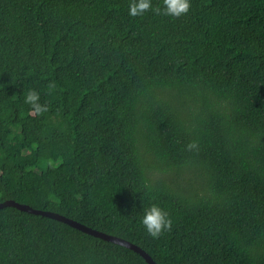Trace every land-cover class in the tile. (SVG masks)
I'll return each mask as SVG.
<instances>
[{
  "label": "trees",
  "instance_id": "16d2710c",
  "mask_svg": "<svg viewBox=\"0 0 264 264\" xmlns=\"http://www.w3.org/2000/svg\"><path fill=\"white\" fill-rule=\"evenodd\" d=\"M130 3L0 0V202L156 264H264V0ZM0 264L148 263L5 206Z\"/></svg>",
  "mask_w": 264,
  "mask_h": 264
},
{
  "label": "clouds",
  "instance_id": "9594fccd",
  "mask_svg": "<svg viewBox=\"0 0 264 264\" xmlns=\"http://www.w3.org/2000/svg\"><path fill=\"white\" fill-rule=\"evenodd\" d=\"M149 7L150 0H132L129 5V15H140ZM189 10L190 0H164V8L162 9L165 15L172 17H179ZM24 102L30 105L31 109L37 114L47 111V105L40 102V95L35 90H29L26 93ZM141 224L149 236L159 238L164 231L170 229L172 221L164 208L158 203H151L143 209Z\"/></svg>",
  "mask_w": 264,
  "mask_h": 264
},
{
  "label": "water",
  "instance_id": "95a60500",
  "mask_svg": "<svg viewBox=\"0 0 264 264\" xmlns=\"http://www.w3.org/2000/svg\"><path fill=\"white\" fill-rule=\"evenodd\" d=\"M5 206H13V207H16L20 210H23V211H27V212H30V213H35V214H41V215H45V216H48V217H51L53 219H56V220H59V221H62V222H65L69 225H71L72 227H75L77 229H80L88 234H91L95 237H99L101 239H104V240H107V241H111L113 243H117V244H120V245H123V246H126L130 249H133L134 251L140 253V255L145 259V261L148 263V264H156V262L151 258V256L146 253L141 247H139L138 245L124 239V238H121V237H118L116 235H113V234H108V233H105L103 231H100V230H97V229H93L87 225H84L72 218H69V217H66V216H63L59 213H56V212H52V211H47V210H41V209H35V208H32L31 206L27 205V204H23V203H18L14 200H5V201H2L0 202V208L1 207H5Z\"/></svg>",
  "mask_w": 264,
  "mask_h": 264
}]
</instances>
